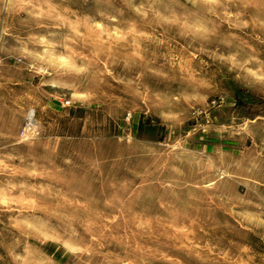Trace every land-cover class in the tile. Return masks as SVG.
I'll use <instances>...</instances> for the list:
<instances>
[{"label":"rangeland","instance_id":"1","mask_svg":"<svg viewBox=\"0 0 264 264\" xmlns=\"http://www.w3.org/2000/svg\"><path fill=\"white\" fill-rule=\"evenodd\" d=\"M0 264H264V0H0Z\"/></svg>","mask_w":264,"mask_h":264},{"label":"bare ground","instance_id":"2","mask_svg":"<svg viewBox=\"0 0 264 264\" xmlns=\"http://www.w3.org/2000/svg\"><path fill=\"white\" fill-rule=\"evenodd\" d=\"M30 120H32V114L30 115Z\"/></svg>","mask_w":264,"mask_h":264}]
</instances>
